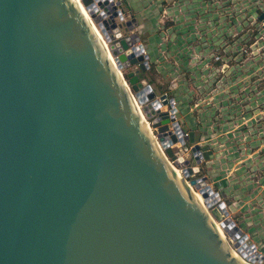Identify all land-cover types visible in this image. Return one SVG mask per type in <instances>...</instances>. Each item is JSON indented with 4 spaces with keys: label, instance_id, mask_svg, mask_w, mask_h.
<instances>
[{
    "label": "water",
    "instance_id": "95a60500",
    "mask_svg": "<svg viewBox=\"0 0 264 264\" xmlns=\"http://www.w3.org/2000/svg\"><path fill=\"white\" fill-rule=\"evenodd\" d=\"M81 1L115 63L73 0H0V264H245L210 221L239 247L218 192L190 180L201 206L160 156L197 171L178 157L175 109L144 81L138 21L121 0Z\"/></svg>",
    "mask_w": 264,
    "mask_h": 264
},
{
    "label": "rangeland",
    "instance_id": "374dc122",
    "mask_svg": "<svg viewBox=\"0 0 264 264\" xmlns=\"http://www.w3.org/2000/svg\"><path fill=\"white\" fill-rule=\"evenodd\" d=\"M161 1L171 2V0ZM219 5L222 3L220 2ZM122 6L127 8L124 4ZM143 21L146 22V18ZM156 34L157 31L150 32L153 37ZM139 36L144 39L141 32ZM143 43L145 47H149L146 42ZM252 51L253 54L243 56L241 61L264 66V52L254 53L257 51L255 47ZM155 67L153 66L145 74L157 94L166 91L177 98L179 124L189 133L186 146L202 141L197 143L202 154L201 162L198 164L192 165L193 157L190 149L184 150L182 157L190 162L187 166L197 169L192 175L184 176L183 174L184 181L197 192L199 189H196L194 184H190V180H196L198 184L218 192L228 213L223 219L227 218L230 220L227 223L232 224L229 231L237 226L242 231L241 236L249 237V241L264 248V68L255 72L256 75H253L251 79V81L258 79L257 84L242 82L247 92L242 91L243 96H240V93L235 94L245 100L241 105H245L246 109L242 108L240 112V103L233 98L231 113L221 109L219 111L221 115H217L213 114L215 108H222L223 105L212 104L216 102L210 95V85H203L205 86L203 93L194 89L192 93H189L187 91L189 86L179 83L181 80L179 72H175L177 76L165 74ZM226 70L224 68L223 71H219L220 85L226 78ZM238 73H240L239 69ZM223 76L224 79H222ZM214 88L217 89L215 85ZM260 90L263 92L260 93ZM234 107L237 108L234 109ZM224 113L227 115L226 118L223 117ZM199 122L200 127L197 125ZM171 165L179 171V167ZM184 167L186 166H182ZM208 211L210 212L211 208H208ZM224 232L227 243L241 256L240 249H243L244 241L239 244L240 247H234L235 240H232L225 230Z\"/></svg>",
    "mask_w": 264,
    "mask_h": 264
},
{
    "label": "built area",
    "instance_id": "2783aa9c",
    "mask_svg": "<svg viewBox=\"0 0 264 264\" xmlns=\"http://www.w3.org/2000/svg\"><path fill=\"white\" fill-rule=\"evenodd\" d=\"M220 2L222 5H219ZM160 3L153 27V31H157L158 36L155 39L157 56L153 62L148 59L149 66L154 65L165 74L172 75L179 72L181 77L179 83L188 85L189 93H192L193 89L203 93L205 90L203 85H210V95L216 102L212 104L223 105L222 108H215L213 114L221 115L219 114L221 109H225V112L230 114L233 109V98L239 101L240 112L242 108L246 109L245 105H241L245 100L235 94L240 93V96H243L241 92H247L242 82L257 84L258 79L253 81L251 79L253 75H256L255 72L264 68L254 62L241 61L243 56L253 54L254 47L257 49L254 53L264 52V18H259L264 12V0H171V2L161 1ZM117 9L122 10V4L118 5ZM122 12L125 19L130 18L131 13L123 10ZM95 26L97 27L96 24ZM130 33L138 38L137 44L142 45L141 53L148 54L150 58L149 49L142 43L138 28L134 27ZM224 68L227 69L226 78L220 85L219 71H223ZM238 69L240 73L237 74ZM122 72L125 71L122 69L121 74ZM214 85L219 91L214 88ZM262 92L263 90H260V93ZM161 94H166L168 104L171 105L170 109H175V121H179L177 98L166 91L158 95ZM139 107L141 108L140 105ZM143 116L151 122L152 133L158 141L157 128L153 125V119L147 118L144 113ZM226 116L224 113L223 117L226 118ZM197 125L200 127V122ZM188 136L189 133L183 129L180 138L184 141V146L187 145ZM176 150L180 152L178 157L183 158L184 149ZM170 162L176 166L173 161ZM179 168L182 172L183 169ZM237 240L244 241V247L240 250L241 258L246 264H264L263 247L249 241L247 236L240 235Z\"/></svg>",
    "mask_w": 264,
    "mask_h": 264
},
{
    "label": "bare ground",
    "instance_id": "6f19581e",
    "mask_svg": "<svg viewBox=\"0 0 264 264\" xmlns=\"http://www.w3.org/2000/svg\"><path fill=\"white\" fill-rule=\"evenodd\" d=\"M77 6L80 8L81 10V13L82 15L84 16L86 22L89 24L91 30H92V33L95 35L96 33L99 32V40L101 41V44L102 46L104 47V49L106 51L109 52L108 49V46L106 44V42L104 41V38L102 36V34L100 33L99 29L95 26V24L93 23V21L91 20L88 12L86 11V9L84 8L83 4H82V1L81 0H73ZM107 49H106V48ZM108 57H109V60L110 62H114L115 63V60L113 58V56L111 55V53L109 52V54H107ZM116 71H117V68H116ZM117 75L118 77H121L122 74L121 72L119 73L117 71ZM124 86H127L126 84L123 83ZM127 89L129 90V88L127 87ZM131 103L132 105L134 106V109L136 110V113L139 117V120L141 121L142 125H143V133L148 136V138H150L152 141L156 142L155 138H154V135L152 133V124L149 120H146V118L143 116V111L142 109L139 107V104L137 103V101L134 99V98H131ZM157 152L160 153L161 151H159L158 147H157ZM160 156L161 158L163 159L167 169L169 170H173L176 172L177 176H178V179H179V182H180V188L181 190L190 198V199H194L198 204H200L201 206L205 207V200L203 198V196L197 192V191H194L193 188L187 184L184 179H183V174L181 172V170L178 168V170L180 171H177L172 165L171 163L169 162V160L165 157H163L162 153H160ZM210 217V216H209ZM210 221L211 223L213 224L214 228L216 229V231L220 234V237L222 240H226L225 241V246L229 249V250H233L236 252V254L240 257V261L241 263H245L241 256L239 255V253H237V251L235 249H233L229 243H227V237H226V234L223 230V228L221 227L220 223L216 220H214L212 217H210ZM246 264V263H245Z\"/></svg>",
    "mask_w": 264,
    "mask_h": 264
},
{
    "label": "crops",
    "instance_id": "0c3cea01",
    "mask_svg": "<svg viewBox=\"0 0 264 264\" xmlns=\"http://www.w3.org/2000/svg\"><path fill=\"white\" fill-rule=\"evenodd\" d=\"M123 2V4L127 7H123V10H125V12H129L131 13V15H133L136 20L138 21V30L142 33L143 38L142 43L146 42L149 47H147L150 51V58H156L157 53L155 50V42L156 40L154 38H158V36L156 35L155 37L150 35V32L154 30V22H156V18L158 16V9L160 8L161 4L160 0H121ZM166 1V0H165ZM157 2V4H156ZM163 2V1H162ZM144 18H146V22L143 21ZM144 44V43H143ZM150 45H152V47H150ZM153 64V63H152ZM154 66V65H152ZM146 76V74H145ZM148 79L147 76L145 77L144 81H146V83H148Z\"/></svg>",
    "mask_w": 264,
    "mask_h": 264
},
{
    "label": "trees",
    "instance_id": "16d2710c",
    "mask_svg": "<svg viewBox=\"0 0 264 264\" xmlns=\"http://www.w3.org/2000/svg\"><path fill=\"white\" fill-rule=\"evenodd\" d=\"M149 52H150V51H149ZM152 67H153V66H150V68H149V69H152ZM148 83L152 84V83H151V82H149V81H148Z\"/></svg>",
    "mask_w": 264,
    "mask_h": 264
}]
</instances>
